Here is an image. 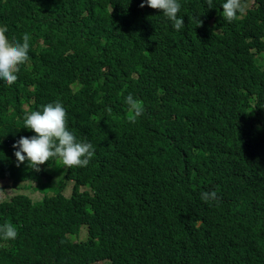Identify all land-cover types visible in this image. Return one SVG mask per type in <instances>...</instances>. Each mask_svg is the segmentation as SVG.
<instances>
[{"label":"trees","instance_id":"16d2710c","mask_svg":"<svg viewBox=\"0 0 264 264\" xmlns=\"http://www.w3.org/2000/svg\"><path fill=\"white\" fill-rule=\"evenodd\" d=\"M142 2L0 0L10 42L30 36L17 81L0 80V181L42 196L0 202L18 232L0 238V264H264V0L231 23L226 0H178L179 31ZM129 94L145 109L136 123ZM57 101L93 158L17 167L13 144L35 135L26 115ZM212 191L218 202L201 199Z\"/></svg>","mask_w":264,"mask_h":264},{"label":"clouds","instance_id":"9594fccd","mask_svg":"<svg viewBox=\"0 0 264 264\" xmlns=\"http://www.w3.org/2000/svg\"><path fill=\"white\" fill-rule=\"evenodd\" d=\"M206 3L208 8H213V0H206ZM145 5L152 9L160 10L165 17L173 22L175 30L179 31L185 27L184 17L178 18V13L181 9L178 0H143L140 7L143 8ZM248 6L251 7L252 4ZM221 7L223 8L222 16L229 23L240 19L246 10L244 0H226ZM200 25H202L201 20L198 22V26ZM7 31V27H0V80H3L10 86L17 81V74L20 71V66L29 62L30 36L25 33L23 35L22 44L14 41L10 42L6 35ZM207 51L209 50L206 48L203 53L205 54ZM202 57L203 55L201 58ZM190 63L195 65L197 61H191ZM201 70H204V68L201 69V66L198 64L197 74H199ZM229 81L235 87L239 88L241 92L245 91L243 82L240 80L230 79ZM125 102L128 105V121L130 123H136L137 118L142 116L145 111L143 101L129 94L125 98ZM108 111L111 112V109L109 108ZM23 127L34 132L35 135L31 137L21 136L20 139L13 144V148L16 149V151H14V156L16 157L17 167L27 162L28 168L39 172L41 171L42 165L54 159H58L60 165L62 164L65 170L66 168H83L89 164L94 156L93 145L88 142L78 141L76 136L69 131L67 112L59 101L44 105L42 111H32L30 114L26 115ZM5 182H8V180H5ZM32 184L33 187L36 185V183ZM67 186L69 187L64 195L63 191ZM2 187L5 189V186ZM80 190L82 191L81 188L79 191ZM29 192L31 193V189ZM49 195H51V193H49ZM24 196L29 197L33 202L39 201L42 198L41 195L40 197H36L24 194ZM61 196L64 198L63 202L60 203L57 209H54L56 212L55 227H59L60 222L63 220L62 215L65 207L70 206L69 203L73 196V181H68L64 184V188L61 190ZM13 197L4 200V202H9ZM201 199L205 202H218L217 192H202ZM82 227L86 230L85 226H80L78 233ZM17 236V229L11 223L6 222L0 225V238L3 240H15ZM38 264L45 263L40 261Z\"/></svg>","mask_w":264,"mask_h":264},{"label":"rangeland","instance_id":"374dc122","mask_svg":"<svg viewBox=\"0 0 264 264\" xmlns=\"http://www.w3.org/2000/svg\"><path fill=\"white\" fill-rule=\"evenodd\" d=\"M253 2V0H249V3L248 5H251ZM256 61L257 63L261 66L260 69H264V57L263 56H259L256 58ZM60 170L61 171H64L65 168L64 166L61 164L60 165ZM10 184V181L8 182H5V181H0V186H5V189L3 192L0 193V201H4V200H8L10 199L11 197L15 196V195H18V194H28V195H33V196H36V197H40V195L38 194H35V193H30L29 190H24V191H21V190H15L13 188H10L8 187L7 185ZM31 186H33L32 183H30ZM68 187L67 186L64 191H63V194L65 195L67 190H68ZM73 240L76 241V242H79L81 241L82 239L86 238V230L84 227H82L80 229V232L74 236H72Z\"/></svg>","mask_w":264,"mask_h":264}]
</instances>
